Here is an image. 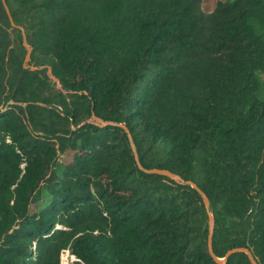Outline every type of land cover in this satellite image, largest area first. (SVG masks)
<instances>
[{"label": "trees", "instance_id": "1", "mask_svg": "<svg viewBox=\"0 0 264 264\" xmlns=\"http://www.w3.org/2000/svg\"><path fill=\"white\" fill-rule=\"evenodd\" d=\"M203 4L0 0V264H264V0Z\"/></svg>", "mask_w": 264, "mask_h": 264}, {"label": "water", "instance_id": "2", "mask_svg": "<svg viewBox=\"0 0 264 264\" xmlns=\"http://www.w3.org/2000/svg\"><path fill=\"white\" fill-rule=\"evenodd\" d=\"M22 43H23V46L27 49V53H26L25 60H24V62L27 63L29 61V56H30V51L31 50L27 46L26 40H25V37L24 36L22 37ZM47 74H48V76H50V71H48ZM50 78L55 81V78H53L52 76H50ZM57 87L59 88L58 85H57ZM91 120H96L97 123H98L97 125L99 127H102L103 125L110 124V123H101V121L95 119L93 116L91 117ZM91 120H88L86 122H83L82 124L79 125V127L82 126V125H84L85 123L91 122ZM119 127H121L122 129H124V131L127 133V137L129 138L131 148H132V150L134 152V155H135V159L137 160L136 154H135V149H134V144L131 141L130 134L128 133V131L124 127V125H119ZM148 173L155 174V175H160V176H164V177L169 178L170 180H174L176 182H179L180 184H187V185H189L191 188H193L201 196L205 208L208 209V204L209 203H208L207 197L203 194V192L194 183H192V182H186V183H184L178 176L170 173L167 170L153 169V170L148 171ZM208 219H209L208 250H209L210 256L213 258V260L216 263H218V264H224L226 262V260L228 259L229 256H231L232 254H234L236 252H241V253L246 254V256H247L250 264H257V262L255 261V259L252 257V254H251L250 250L247 249V248H236V249H232V250H230V251L227 252L226 256L223 259H217L216 257H214L213 254H212V252H211V246H210V241H211L212 232H213V226H214L213 218H212V215L210 214V212H208ZM73 259H74V261H77V259L74 256H73Z\"/></svg>", "mask_w": 264, "mask_h": 264}, {"label": "rangeland", "instance_id": "3", "mask_svg": "<svg viewBox=\"0 0 264 264\" xmlns=\"http://www.w3.org/2000/svg\"><path fill=\"white\" fill-rule=\"evenodd\" d=\"M215 1L216 0H204V4L202 7L205 10H210L213 8ZM261 79L264 80V76H261ZM64 159H65V156L63 154H59V161H63ZM73 262H74L73 256L70 255L69 251L66 250L61 253L60 264H71Z\"/></svg>", "mask_w": 264, "mask_h": 264}]
</instances>
